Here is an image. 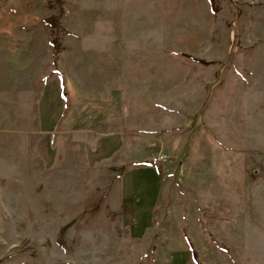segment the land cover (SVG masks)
I'll list each match as a JSON object with an SVG mask.
<instances>
[{"label": "rangeland", "instance_id": "374dc122", "mask_svg": "<svg viewBox=\"0 0 264 264\" xmlns=\"http://www.w3.org/2000/svg\"><path fill=\"white\" fill-rule=\"evenodd\" d=\"M214 1L0 0V264H264V0Z\"/></svg>", "mask_w": 264, "mask_h": 264}, {"label": "crops", "instance_id": "0c3cea01", "mask_svg": "<svg viewBox=\"0 0 264 264\" xmlns=\"http://www.w3.org/2000/svg\"><path fill=\"white\" fill-rule=\"evenodd\" d=\"M74 130H68L67 131V135H70L69 137H70V140H73L72 142H71V145H73L72 147H74L75 149H77L76 151H73V155H76V154H78V155H81L82 153H83V156H84V150L86 149V148H84L85 146H87L88 145V143H87V141L85 140L86 139V133L85 132H83L82 131V133H74L73 132ZM64 133V132H63ZM139 135V134H138ZM96 137L95 138H93V140H94V142L93 143H91V146H90V149H91V151L93 152L96 148H98V147H103V146H105V148H109V146L112 144V141H110L109 142V140H110V138L112 137V136H100L99 137V135H95ZM67 137L68 136H62V138L64 139V143L65 144H68L69 143V140H68V142H66L67 141ZM106 138V140L105 141H103V139H105ZM109 139V140H108ZM120 142H121V144L123 145L124 144V140H123V138H121L120 139ZM121 144H119L118 146H120ZM66 146V145H65ZM130 146H132V145H130ZM73 149V148H72ZM75 149H73V150H75ZM91 152V153H92ZM115 152H117V151H115ZM66 152H64V159H63V161L64 162H66ZM101 162H103V159L101 160ZM104 165H103V163L102 164H99V166L98 165H96V166H94L93 168H91V169H94L93 170V172H97V171H102V172H104V171H106V174H105V176H108L109 178H110V173L111 172H113L112 174L114 175V178L116 179V177H117V174H118V171H119V168L117 167V165L115 166L114 164H113V167H112V165H108L106 168H104L103 167ZM85 169H89V168H87V167H84ZM112 168V169H111ZM121 169V168H120ZM104 175V173L101 175V176H103ZM80 177H83V175H80ZM87 178H90V176H87ZM85 180V179H84ZM86 185V184H85Z\"/></svg>", "mask_w": 264, "mask_h": 264}, {"label": "built area", "instance_id": "2783aa9c", "mask_svg": "<svg viewBox=\"0 0 264 264\" xmlns=\"http://www.w3.org/2000/svg\"><path fill=\"white\" fill-rule=\"evenodd\" d=\"M168 157L166 155H158L153 157L150 162L153 164L164 165L168 163Z\"/></svg>", "mask_w": 264, "mask_h": 264}, {"label": "trees", "instance_id": "16d2710c", "mask_svg": "<svg viewBox=\"0 0 264 264\" xmlns=\"http://www.w3.org/2000/svg\"><path fill=\"white\" fill-rule=\"evenodd\" d=\"M209 1H210V3H211L212 6H213V4H215V1L214 0H209ZM44 23L47 26L51 27V28H55L56 27L55 23L52 21V17L49 18V19H45L44 20Z\"/></svg>", "mask_w": 264, "mask_h": 264}]
</instances>
